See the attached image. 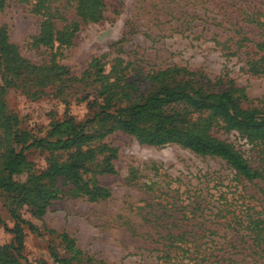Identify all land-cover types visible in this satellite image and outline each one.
Segmentation results:
<instances>
[{
	"label": "rangeland",
	"instance_id": "obj_1",
	"mask_svg": "<svg viewBox=\"0 0 264 264\" xmlns=\"http://www.w3.org/2000/svg\"><path fill=\"white\" fill-rule=\"evenodd\" d=\"M101 1L104 17L90 22L77 17L75 0L53 2L56 29L77 19L80 29L70 44L51 46L36 42L43 16L34 1H0V29L7 27L21 57L62 73L37 96L24 84L6 87L0 76L6 112L38 139H67L82 128L86 137L67 151H27L30 165L15 180L24 184L71 159L82 162L79 172L87 183L58 177L33 186V193L56 195L42 215L0 189V249L9 248L5 252L21 264H61L52 250L72 264H198L192 261V241L205 237L196 243L211 254L204 264H264V250L247 229L249 217L222 225L207 216L223 203L216 200L224 192L234 190L226 186L240 182L239 189L258 200L264 179L239 181L221 158L177 144L147 145L102 116L142 102L159 73L174 68L199 74L202 84L234 80L253 107L264 111V76H254L246 64L247 47L264 41V22L251 24L246 14L255 15L256 5L254 12L264 10V0H238L231 8L224 0ZM243 6L248 10L242 13ZM94 60L103 66L100 74ZM109 87L116 91L111 100ZM184 121L185 129L225 141L253 168H264V143L248 140L209 113L193 111ZM3 137L0 126V151ZM98 187L108 191L106 198L99 197ZM252 198L245 199L264 208ZM13 210L38 231L19 225Z\"/></svg>",
	"mask_w": 264,
	"mask_h": 264
},
{
	"label": "trees",
	"instance_id": "obj_2",
	"mask_svg": "<svg viewBox=\"0 0 264 264\" xmlns=\"http://www.w3.org/2000/svg\"><path fill=\"white\" fill-rule=\"evenodd\" d=\"M31 1H34L33 4L35 3L36 12L43 16L42 29L36 38V42L44 46H51L56 42L70 44L72 38L80 29V20H73L71 25L65 26L61 30L56 29L58 9L51 5L57 0ZM75 1L77 3V17H80L81 21H98L104 17L103 10L106 5L101 0ZM234 1L224 0V3L228 4L227 8H231L239 3L237 0L231 5L230 3ZM2 6L3 4L0 2V8ZM257 7L258 5L253 9L255 15L249 13L246 15L249 23L262 25L264 21L260 23V18L264 16V10H258L256 13L254 10ZM246 10L248 8L243 6L240 12L243 13ZM247 49L251 50L246 61L249 67L248 70L254 76H264V41L253 47H247ZM253 56L257 58L254 59ZM94 64L98 66V74H100L103 66L98 60H94ZM183 71L186 70L174 68L159 73L153 81L154 89L148 93L147 97H143L142 102L121 109L116 115L103 114L102 116L114 119L122 130L137 136L147 145L177 144L197 155L221 158L235 171L239 181L253 183L257 180H263L264 168L261 171L253 168L242 154L230 144L193 133L181 124L193 111L209 113L214 118H219L229 129L240 132L248 140L264 143V111L253 107L244 90L237 87L234 80L224 82V79H219L215 84H213V81L208 80L202 84L197 79L199 74L188 71L185 74ZM0 76L6 87L17 86L19 83L24 84L28 88H33V96H37L44 87L60 78L62 73L53 68H40L23 59L18 48L10 43L7 27L5 26L0 29ZM61 87L64 86L61 85ZM105 92L107 98L111 100L112 92L116 91L109 87ZM3 93L4 87L0 85V126L3 127L5 134L1 143L3 149L0 151V189L5 193L14 194V198H22L20 202H27L35 208L36 215H42L48 202L56 198V195L49 196L46 194L43 196L37 189L33 193V186L40 187V182L43 180L52 181L58 177H65L85 187L87 183H84V179L79 172L84 165L82 162L71 161V159L69 162L62 164L55 163L50 166L47 172L38 177H31L26 183L20 184L15 180V176L30 165L25 153L35 148L50 150L52 153L67 151L71 147L84 143L86 139L84 128L67 139L60 138L56 141L38 139L30 132L20 129L18 117L9 115L6 112ZM98 117L100 116H96V118ZM72 155L75 156L77 153ZM239 184L240 182L236 185L226 186V189L234 190L224 192L216 200L218 203L219 200H223V203H219L209 210L208 221L212 223L221 221L220 224L227 225L234 221L240 222L243 217H249L250 222L247 229L251 232L254 241L258 242L257 246L264 250V208L260 207L259 210V204L256 203L261 200L264 204V193L258 200H254L251 195H245L244 188L239 189ZM95 191L101 195L99 196L101 198H106L108 195L107 190L99 187ZM99 197H94V199ZM43 198L46 202H41ZM245 198H252L251 200L256 201V204L252 205L250 201L248 203ZM12 217L19 225H27L30 230L38 231L34 224L26 222L15 210L12 211ZM19 230H16L17 233ZM176 237L178 240L184 239L183 235ZM203 238L205 237L193 239L192 241V261H197L198 264L209 261L207 256L210 257L211 255L210 253L207 254L205 250H200L202 245H196L197 240L200 241ZM7 249L9 248L0 249V264H21L18 258L5 252ZM52 256L61 264H72L67 259L59 258L53 250Z\"/></svg>",
	"mask_w": 264,
	"mask_h": 264
}]
</instances>
